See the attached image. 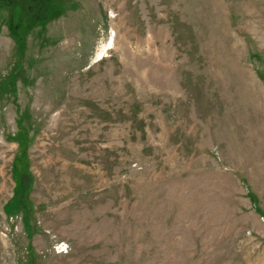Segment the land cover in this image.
I'll use <instances>...</instances> for the list:
<instances>
[{"label":"rangeland","instance_id":"obj_1","mask_svg":"<svg viewBox=\"0 0 264 264\" xmlns=\"http://www.w3.org/2000/svg\"><path fill=\"white\" fill-rule=\"evenodd\" d=\"M45 1L0 0V264H264V0Z\"/></svg>","mask_w":264,"mask_h":264},{"label":"trees","instance_id":"obj_2","mask_svg":"<svg viewBox=\"0 0 264 264\" xmlns=\"http://www.w3.org/2000/svg\"><path fill=\"white\" fill-rule=\"evenodd\" d=\"M8 2L13 8L17 6L21 7L26 17L25 24L27 28L33 27L36 23L47 17L46 13L48 11V7L45 0H31V2H28L26 5L21 3L19 0H8ZM20 26H22L21 23L16 25L12 23L10 27L15 33H17L16 30Z\"/></svg>","mask_w":264,"mask_h":264}]
</instances>
